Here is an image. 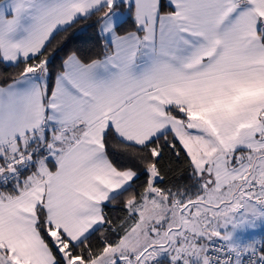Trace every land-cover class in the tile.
Listing matches in <instances>:
<instances>
[{"label": "snow or ice", "instance_id": "1", "mask_svg": "<svg viewBox=\"0 0 264 264\" xmlns=\"http://www.w3.org/2000/svg\"><path fill=\"white\" fill-rule=\"evenodd\" d=\"M0 62V264H264V0H3Z\"/></svg>", "mask_w": 264, "mask_h": 264}, {"label": "trees", "instance_id": "2", "mask_svg": "<svg viewBox=\"0 0 264 264\" xmlns=\"http://www.w3.org/2000/svg\"><path fill=\"white\" fill-rule=\"evenodd\" d=\"M1 1V0H0ZM128 21L124 24L121 31L132 30L133 25L128 17L122 20ZM99 25L96 24V17L88 20H82L67 32H61L53 47L49 52L50 61L54 65V69L58 70L62 60L71 52L77 51L81 54L95 55L101 51V42L98 37ZM63 48V51L59 49ZM19 69L11 64L0 62V80L6 76L15 74ZM121 164H127L129 161L125 157H120ZM164 167L167 175L164 177V184L171 186L172 184L191 183L187 180L189 175L188 165L181 159L173 156L171 152L166 151L164 159ZM143 184V180L139 181L135 187L139 188ZM161 186H164L163 184ZM119 202L109 209H106L109 215L121 216L123 213L118 211ZM264 243V240L261 242Z\"/></svg>", "mask_w": 264, "mask_h": 264}, {"label": "rangeland", "instance_id": "3", "mask_svg": "<svg viewBox=\"0 0 264 264\" xmlns=\"http://www.w3.org/2000/svg\"><path fill=\"white\" fill-rule=\"evenodd\" d=\"M247 239L255 240L256 243L264 240V230L257 229L246 234Z\"/></svg>", "mask_w": 264, "mask_h": 264}, {"label": "crops", "instance_id": "4", "mask_svg": "<svg viewBox=\"0 0 264 264\" xmlns=\"http://www.w3.org/2000/svg\"><path fill=\"white\" fill-rule=\"evenodd\" d=\"M2 2H3V0L0 1V3H2ZM125 18H126V15H125L124 17H122V20L125 19ZM262 241H263V240H262ZM262 241H261V242H262ZM261 242H258L257 244H260Z\"/></svg>", "mask_w": 264, "mask_h": 264}]
</instances>
